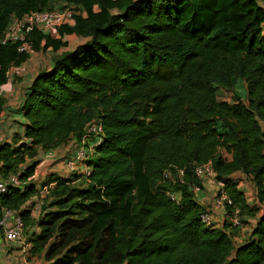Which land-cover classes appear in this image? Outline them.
Returning a JSON list of instances; mask_svg holds the SVG:
<instances>
[{"label":"trees","instance_id":"obj_1","mask_svg":"<svg viewBox=\"0 0 264 264\" xmlns=\"http://www.w3.org/2000/svg\"><path fill=\"white\" fill-rule=\"evenodd\" d=\"M55 1L0 0V39L13 17L74 8L50 34H29L35 53L57 57L27 90L23 136L0 143L7 187L0 221L16 212L30 254L46 253L50 264H264V6L258 0H59L50 9ZM218 28L223 55H213L208 41ZM30 58L18 43H0V88ZM6 104L0 95V117ZM92 121L104 134L85 162L90 175L39 178L42 154L73 143L66 165ZM208 162L232 200L221 227L202 221L209 210L193 193L203 188L195 167ZM237 173L254 184L258 204ZM82 180L86 187L65 188ZM46 187L45 205L34 214ZM130 187L134 197H127ZM100 193V201L89 203ZM236 210L244 226L255 220L242 244L234 241L241 229L230 221ZM85 223L84 241H66Z\"/></svg>","mask_w":264,"mask_h":264},{"label":"built area","instance_id":"obj_2","mask_svg":"<svg viewBox=\"0 0 264 264\" xmlns=\"http://www.w3.org/2000/svg\"><path fill=\"white\" fill-rule=\"evenodd\" d=\"M73 9V7H68L64 10H48L27 14L20 18L13 17L7 30L1 37L0 43L3 45L18 43L20 53L32 55L35 52L29 41V34L33 30L42 32L43 34H50L59 27L63 17L69 18L74 15ZM3 92L4 91L0 89V95H3ZM103 134L104 130L100 122L92 121L85 126L79 147L74 156L66 164V168L71 176L83 175L84 177H88L90 175L91 171L86 166L85 162L93 152V149L102 143ZM195 174L202 182L206 179L214 181L215 193L213 195L212 210H219L225 216L227 214V207L232 205V200L224 189V183L217 180L212 162L197 165L195 167ZM49 189V187H46L41 191L40 197L35 205L34 214H38L45 205V199L49 194ZM6 191V183L0 177V196ZM201 191L202 188L199 186L193 188V193L196 197ZM170 198L173 201H179V198L174 194H170ZM255 203L258 204V202ZM11 219L13 220L11 221ZM201 219L208 226H219L218 223H215L212 212L204 213ZM230 221L233 228L242 230L246 227L239 217L238 210L235 211ZM1 234H3L7 241L18 243L23 248H28L30 245L25 238L24 222L14 211L5 212L3 219L0 221V235Z\"/></svg>","mask_w":264,"mask_h":264},{"label":"crops","instance_id":"obj_3","mask_svg":"<svg viewBox=\"0 0 264 264\" xmlns=\"http://www.w3.org/2000/svg\"><path fill=\"white\" fill-rule=\"evenodd\" d=\"M35 54H39V53H35ZM29 62H32L31 59H29V61L26 62L20 68L13 69L9 75L8 82L0 88L4 91L3 97H5V99L7 100L6 110L1 114L0 117V143L13 142L17 135L23 136L24 128L22 124L25 123V120L21 115V106L24 102L27 90L30 87L35 76L40 71L51 69L52 66V61H48L46 63V66L45 64L44 66L36 65L34 67H31L29 70H25L24 68L27 66ZM72 145L73 143H70L68 146H63L60 147L59 149H56L55 151H51L47 154H42V164L38 169L39 178L53 172L59 174V176H62L64 178L69 177L70 174L66 168L64 156L65 157L70 156L72 152H69V150ZM45 166H50V168L47 169L46 170L47 173L44 174L42 173V169ZM236 175H242V174L238 173ZM75 183L77 182H73V184ZM241 186L244 188L248 196V191H250L248 186L243 185V183H241ZM214 193H215L214 181L211 179H206L203 181L202 191L197 196V198L199 202L206 207L207 210L213 213L216 223L222 226L225 221V217L223 213L219 210H212ZM253 199L255 200V202H258L256 200V197ZM263 212H264V207H262L261 213L259 215H261ZM12 220L13 219H11V221ZM246 220H248L249 225L244 229H242V231H239V234L234 237V241L237 244H242L244 242V240L248 237L251 231V226L255 223L254 219L247 218ZM37 231H40V229L37 228ZM51 243H53L52 240L49 241L48 244ZM30 248L31 245H29L28 248H23L18 243L9 242L5 239L3 234H1L0 264H50L53 261V260L46 261L45 259L46 253H44L42 256L31 255L29 252ZM47 249L48 246L46 247V252Z\"/></svg>","mask_w":264,"mask_h":264},{"label":"rangeland","instance_id":"obj_4","mask_svg":"<svg viewBox=\"0 0 264 264\" xmlns=\"http://www.w3.org/2000/svg\"><path fill=\"white\" fill-rule=\"evenodd\" d=\"M259 1V3H260V5H262V6H264V0H258ZM60 5V1L58 0V1H55V2H53L51 5H50V9L52 8H55V7H57L58 8V6ZM221 31H222V29L221 28H218V31L216 32H214L213 34H212V38H213V40H208L209 42H210V44H211V46H212V54L213 55H223L224 53H225V51H224V48L222 47V44H221V42H220V38H219V36H218V34H220L221 33ZM83 42H85L83 39H81V40H78V41H75V42H72L71 44H70V46L67 48V49H63L62 50V52L61 53H63V52H66V51H71V50H74L78 45H80V44H82ZM61 53H58L59 55L61 54ZM32 57L30 58L31 59V61L32 62H34V63H32V62H29L28 64H27V66L24 68L25 70H29L31 67H34V66H36V65H42V66H44V64H45V66H46V63L48 62V61H53V59L55 58V57H57V54H54L52 51H47V52H41V53H39V54H35V53H33L32 55H31ZM241 92H244L243 90H240ZM62 156H64V155H62ZM64 158H65V156H64ZM51 166V165H50ZM50 166H45L43 169H42V173H47V169H49L50 168ZM238 174V173H237ZM236 178L237 179H239V180H241V183H243V185H245V186H248V188L250 189V191H248V197H249V199L250 198H252V202H255V200L253 199V198H255L256 196V189H255V187H254V184L250 181V180H244L243 179V176L242 175H236ZM240 183V184H241ZM80 186H82V187H86V183L85 182H83V180L82 181H79V182H77V183H75L74 185H67L65 188H67V191H69L70 190V188H72V187H80ZM131 188V190H130V192L128 193V196L127 197H134V195H135V191H132L133 190V188L132 187H130ZM67 191H63V192H58V194H53V192H52V198L51 199H53L54 197H57V196H59V195H64V193L65 192H67ZM116 193H109V196L110 195H115ZM97 195V194H96ZM102 199V194L100 193L99 194V196H96V197H93V198H89V203H90V201L91 202H93V201H100ZM251 202V203H252ZM210 212V211H209ZM91 213L92 212H89V213H83L82 215H81V217L80 218H77L78 219V221H79V223L83 220V219H87L86 217H88L87 215H91ZM82 217H85V218H82ZM225 217V216H224ZM215 223H216V221H215ZM246 224V227L248 226V224L247 223H245ZM218 227H221V225H219ZM77 228H79V226H77ZM89 229H90V223L89 224H87V223H85V224H82V228H80V229H78V230H74V231H72V232H70V234L69 235H65L64 237H65V239H66V241H70L72 244L71 245H73V246H75V245H77V244H79L80 242H82V241H84L85 240V237L88 235V232H89ZM240 231H242V230H240ZM54 233H55V230H54ZM53 235V234H52ZM55 235V234H54ZM72 246V247H73ZM67 250H63L61 253H59V254H64L65 252H66Z\"/></svg>","mask_w":264,"mask_h":264}]
</instances>
